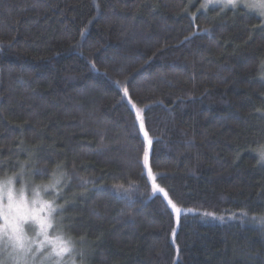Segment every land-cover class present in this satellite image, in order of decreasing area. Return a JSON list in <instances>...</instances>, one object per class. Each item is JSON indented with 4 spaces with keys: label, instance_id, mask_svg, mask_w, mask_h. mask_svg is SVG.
Instances as JSON below:
<instances>
[{
    "label": "trees",
    "instance_id": "16d2710c",
    "mask_svg": "<svg viewBox=\"0 0 264 264\" xmlns=\"http://www.w3.org/2000/svg\"><path fill=\"white\" fill-rule=\"evenodd\" d=\"M202 2L0 0V179L53 190L79 264H264V22Z\"/></svg>",
    "mask_w": 264,
    "mask_h": 264
},
{
    "label": "snow or ice",
    "instance_id": "6c2138e0",
    "mask_svg": "<svg viewBox=\"0 0 264 264\" xmlns=\"http://www.w3.org/2000/svg\"><path fill=\"white\" fill-rule=\"evenodd\" d=\"M212 2V0H209ZM215 3L222 4L224 7L229 5L236 7L238 0H214ZM248 8H258L260 15L264 16V0H256V2H248ZM207 31V30H206ZM186 39H188L186 37ZM119 83V82H117ZM125 96H128V89L123 88ZM136 108V119L139 121V128L143 132L145 140L149 146L152 140L149 138V133L145 129L144 117L141 115L142 109ZM260 162L264 163V151L260 153ZM143 166L147 168V176L152 180V190L154 192L164 193L167 197L168 193L165 189L156 183V174H154L150 166L149 152L146 150L143 153ZM89 181H85L88 183ZM59 184V180H55L52 187ZM15 182L9 178L0 181V249L11 260L12 264H62V258L65 254H70L74 251L72 248L73 241L64 236L59 225L54 226L55 214L57 206L54 201H30L27 187L19 190L15 188ZM118 197L121 194H126L129 189L123 184H116L111 189ZM32 194L39 197V188H34ZM43 203V209L37 208L35 211L30 207L32 203ZM167 204L171 206L175 213L177 224L180 221L182 209L177 206L171 199H167ZM189 211H191L189 209ZM46 213V214H45ZM206 216H214V213H204ZM242 215H247L243 213ZM223 220V217H219ZM258 219L259 223L264 226V216ZM33 231L35 239L27 235L25 225ZM175 237V231L172 233ZM178 251V248H177ZM3 264V261H0Z\"/></svg>",
    "mask_w": 264,
    "mask_h": 264
},
{
    "label": "rangeland",
    "instance_id": "374dc122",
    "mask_svg": "<svg viewBox=\"0 0 264 264\" xmlns=\"http://www.w3.org/2000/svg\"><path fill=\"white\" fill-rule=\"evenodd\" d=\"M248 2H250V0H238L236 6H242V7L246 8V9H248L252 13H255L256 15H258V17L260 19H262L263 22H264V16L260 15V10L258 8H248L247 7V3ZM251 2H256V0H251ZM202 3H203V5H202L203 10H207V9L214 8V7H223V8H225L222 4L215 3L214 0H212V2H209V0H203ZM228 7H233V6L229 5ZM9 178L14 180V182H15L14 186H15V188L17 190H19V189H21V188H23L25 186L27 187L30 201H33V200H36V201H52L48 197L49 194H55V193H51V192H53V190L51 188L46 187V186L36 185V184L32 183L27 177H25L23 175H16V176H12V177H9ZM9 178L0 179V181L7 180ZM37 187L39 188V191H40L39 197H35L32 194V190L34 188H37ZM124 195H127V193L124 194ZM30 207L33 209V211H35L37 208L43 209V203L42 202L41 203H32V204H30ZM57 210H58V207H57ZM185 214H191V215L201 214L203 218H206L208 220L222 221L216 215H214V216H206V215H204V213H200V212L193 211V210L189 211L187 209H182L181 215H185ZM230 219H233V217L230 218ZM25 229H26L27 235L32 237L33 239H35V235H34L33 231L28 227L27 224L25 225ZM72 248L74 249V251L72 253H70V254H65L64 255V257L62 258V264H79L78 263V258L83 257L84 250L79 248L78 246H76V244L74 242L72 244ZM0 261H3V264H12L11 260H9L7 258V254L2 249H0ZM45 264H48V262L45 261Z\"/></svg>",
    "mask_w": 264,
    "mask_h": 264
}]
</instances>
